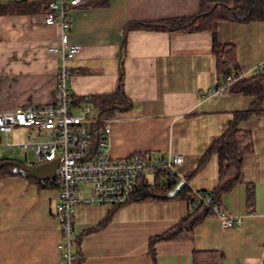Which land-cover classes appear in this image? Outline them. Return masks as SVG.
Here are the masks:
<instances>
[{
	"label": "crops",
	"instance_id": "crops-1",
	"mask_svg": "<svg viewBox=\"0 0 264 264\" xmlns=\"http://www.w3.org/2000/svg\"><path fill=\"white\" fill-rule=\"evenodd\" d=\"M20 1L0 0V6ZM198 11L199 0H104L100 6L72 9L64 34L58 24L46 25L45 15L33 9L0 14V112L53 102L57 57L48 49L59 47L64 37L67 44L78 46L75 57L67 61L71 91L86 100L75 103L74 112L91 105L92 97L116 92L122 60V90L133 106L107 122L111 156L179 154L183 162L176 174L185 182L200 156L226 129L232 113L245 110L250 99L202 97L217 86L211 32L137 30L128 25L191 17ZM216 38L233 47L243 77L264 64V21L220 22ZM238 128L251 133L253 152L244 158L243 182L220 198V207L233 220L232 228H223L216 215L207 217L194 228L193 240L157 244L153 260L147 253L148 239L185 217L190 211L187 201L132 200L114 210L79 206L74 238L80 237V243L73 247V264H193V251L218 252L219 264H263L264 117L251 116ZM43 134L15 128L7 140L18 144ZM3 141L0 136L1 162L34 166L14 158ZM216 182L217 160L212 156L185 184L199 193L211 191ZM247 185L254 193L250 208ZM57 204V189L39 188L21 175L0 178V264H61V234L54 218ZM110 213L107 226L83 235Z\"/></svg>",
	"mask_w": 264,
	"mask_h": 264
},
{
	"label": "built area",
	"instance_id": "built-area-1",
	"mask_svg": "<svg viewBox=\"0 0 264 264\" xmlns=\"http://www.w3.org/2000/svg\"><path fill=\"white\" fill-rule=\"evenodd\" d=\"M86 3L87 0H50V12L45 14L44 23L58 24L64 34L69 28V12ZM48 51L57 57L53 102L1 111L0 136L4 140V149L11 152L17 150L21 157L31 152L34 166L58 160L53 173V178L58 181V204L54 218L61 234V264H73L74 213L77 207L91 205L117 209L134 200L141 181L164 172L176 178V169L182 165L183 158L173 153H135L124 158H113L107 123L97 128L100 107L86 104L78 113L74 112L75 96L70 88L71 72L67 61L75 57L78 46L67 44L62 37L60 46ZM242 77L241 74L236 77L229 75L222 85L208 88L202 97L222 98L227 95L228 88ZM15 128L35 129L44 134L36 140L10 144L7 137ZM82 186L87 188V193L82 191ZM194 194L198 202H206L200 193ZM212 211L223 228L233 227V220L224 209L214 206Z\"/></svg>",
	"mask_w": 264,
	"mask_h": 264
},
{
	"label": "trees",
	"instance_id": "trees-1",
	"mask_svg": "<svg viewBox=\"0 0 264 264\" xmlns=\"http://www.w3.org/2000/svg\"><path fill=\"white\" fill-rule=\"evenodd\" d=\"M232 0H199V11L191 17H182L162 21L159 23H130L128 26L137 30L155 31H184L200 32L209 31L213 36L212 51L216 58L217 86L224 83L227 76L236 77L238 71L234 49L231 45L220 44L216 38L217 26L223 21H264V0H233L237 9L230 7ZM50 0H22L9 5L0 6V14H6L12 9H33L43 13L50 12ZM104 0H87L86 6H100ZM122 60L119 64L118 87L113 95L92 97L89 103L99 106V117L97 128L106 124L109 120L117 117L118 114L128 112L132 109V102L125 96L122 90ZM227 95H236L251 99L245 110L234 111L232 119L226 129L211 142L209 147L200 156L197 165L185 178V182L197 174L209 161L212 156L217 160V182L209 192H199L205 197L206 202H198L196 196L189 189L187 183L172 198L166 195L182 181L172 177L169 173L156 174L149 179L141 181L135 192L134 200L155 201L164 199L182 198L190 206L189 213L180 219L171 229L148 239L147 253L155 259V247L164 242H180L193 240L194 228L207 217L214 216L212 207L220 206V198L229 192L236 184L242 183V168L245 156L253 152V139L249 131L238 128L240 122L249 119L251 116L264 117V64L260 70L249 76L242 77L235 81L227 91ZM75 98V103H85V99ZM2 162H16L7 160ZM0 161V163H2ZM24 166V165H23ZM12 165H4L0 168V178L4 176H17L13 173ZM39 188H58V181L55 178L39 181L35 178H28ZM254 201V193L251 185L246 186V203L250 208ZM111 213L107 215L96 227L83 233L88 235L103 229L111 220ZM80 237L75 239L79 245ZM222 255L215 251H193V264H219Z\"/></svg>",
	"mask_w": 264,
	"mask_h": 264
},
{
	"label": "water",
	"instance_id": "water-1",
	"mask_svg": "<svg viewBox=\"0 0 264 264\" xmlns=\"http://www.w3.org/2000/svg\"><path fill=\"white\" fill-rule=\"evenodd\" d=\"M120 55L121 54L119 52V57ZM4 165H12L13 173L19 174L25 178L32 177L39 181H45V180H50L53 178V173L57 168L58 160L45 164V165H37V166H32V167H26L16 162H2L0 163V168L3 167ZM184 185H185V182L180 181L174 187V189L166 195V197L168 198L174 197Z\"/></svg>",
	"mask_w": 264,
	"mask_h": 264
},
{
	"label": "rangeland",
	"instance_id": "rangeland-1",
	"mask_svg": "<svg viewBox=\"0 0 264 264\" xmlns=\"http://www.w3.org/2000/svg\"><path fill=\"white\" fill-rule=\"evenodd\" d=\"M229 5H230V7L237 9V4H236L233 0L230 1V4H229ZM244 99H250V98H244ZM250 102H251V99H250L249 102H247V106H246V108L248 107V105H249ZM25 154H26V159H25L24 157L21 158V157L19 156L18 151L15 150V151H14V155H15L14 158L23 161L27 166H32V165H34V157H33V154H32L31 152H26ZM82 188H83V187H82Z\"/></svg>",
	"mask_w": 264,
	"mask_h": 264
}]
</instances>
